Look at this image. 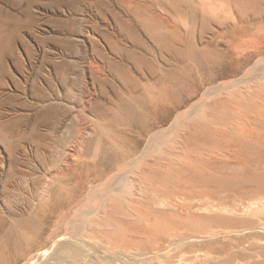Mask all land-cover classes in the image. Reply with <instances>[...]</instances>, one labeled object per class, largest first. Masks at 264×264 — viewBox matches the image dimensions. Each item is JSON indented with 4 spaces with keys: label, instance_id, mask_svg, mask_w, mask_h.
Here are the masks:
<instances>
[{
    "label": "rangeland",
    "instance_id": "rangeland-1",
    "mask_svg": "<svg viewBox=\"0 0 264 264\" xmlns=\"http://www.w3.org/2000/svg\"><path fill=\"white\" fill-rule=\"evenodd\" d=\"M263 49L264 0H0V264L25 225L47 249L67 235L69 207L61 225L39 220L61 198L86 207L88 174L120 153L159 189L148 211L161 238L132 264L264 262ZM155 101L189 113L150 150L136 131Z\"/></svg>",
    "mask_w": 264,
    "mask_h": 264
},
{
    "label": "bare ground",
    "instance_id": "bare-ground-1",
    "mask_svg": "<svg viewBox=\"0 0 264 264\" xmlns=\"http://www.w3.org/2000/svg\"><path fill=\"white\" fill-rule=\"evenodd\" d=\"M236 35H240V32L237 31ZM259 53L260 55H262L264 53V49ZM259 61L264 62V58H260ZM262 70H263L262 73L254 78L255 80L258 77L261 80L264 79V69ZM246 78H249V77H246ZM257 81H260V80L258 79ZM239 83H240L239 80H234L231 83L230 87L231 88L235 87ZM252 85L251 87L250 86L249 87L250 88L253 87V89H255L257 86V85L256 86H252ZM258 86L260 87V85ZM262 87H264V85H262ZM223 89L224 88L222 87V85L221 86L219 85L217 88H213L212 90L207 89L210 92H205L203 97H206V98L201 99L200 100L201 102L195 103L192 107H194L195 109L196 107H198L199 103H204V101L207 98L210 99L212 97L211 95L222 93ZM250 94L251 92L246 93L245 97L247 96L250 99L251 98ZM174 103H172L171 101H166V102L161 101V103L160 102L156 103L155 101L152 106L155 112V119L153 121H147L144 123L142 122L143 124L140 125L139 130L136 131V135L138 134L139 137H142L143 135L148 137L147 147L150 150L156 149V147H158L159 145L163 143L162 142L163 138H166L167 135L170 134V131H169L170 127L169 128L165 127V129H163L164 127L163 125L166 122H168V118H170L174 112H178L177 118L178 116H184L185 118V115H186L185 112H188V111L187 110L184 112L182 111L183 113L179 112L182 106L175 105ZM219 104L217 105L218 107H219ZM194 109H193L192 114H190L191 116L196 114V110L194 111ZM234 111H238V109L235 108ZM204 116L206 117V115ZM204 116L202 115V117ZM187 118L189 117H186V119ZM207 118L209 117L207 116ZM187 142H188V138H187ZM7 146L8 148H11L9 145ZM123 151L124 150L122 149V152ZM159 152L160 150L157 153L159 154ZM121 156H122V153H120L119 155H114L110 159L104 161L106 162V165L102 167L101 171H98L95 175L93 172L88 174V177L85 180V182L91 184L90 185L91 187L88 186L89 189L88 188L87 189L90 190L91 188L92 190L91 193L93 196L94 195L95 196L92 197L93 199L90 197L92 201L86 207L74 209L72 199L61 198L57 200L54 205H52L50 215H47L45 216L44 219L39 220L41 223L40 225L43 230H45V228L51 223L52 218L56 219L55 223L56 225H59L63 221L62 216L60 214L61 211L69 207V209L72 210L74 214L72 213L73 216L68 222L67 227L69 231L67 235H65L63 238L61 237L62 238L61 240L58 239L59 237L53 240L54 242H56V244L53 245L51 248L47 249L43 247L42 245L43 243H41L43 241L36 243L35 242L36 239H34V237L33 239L24 238L22 233L27 232L29 228L27 225H25L24 227H21L18 229V231H16L17 233L15 234V236L10 235L12 244H11V247L8 246V249H11L10 252L12 253H11L10 259L6 263L7 264H104V263L105 264H109V263L110 264H132L133 262L134 263L139 262L141 260L140 258L142 257V253H144V249H146L145 246H148V243L156 242L158 241L157 239L161 238V237L160 238L156 237V234L158 231L156 230V227L158 226L157 221H159V219L155 217H151L148 211L151 208L152 209L156 208L155 206L160 201L158 199V194H157L159 189L155 188L154 181L150 180V177L148 178L145 171H140L139 173L135 172L134 167L139 160L136 154L129 155V156L126 155L118 163L117 157H121ZM1 157L4 158V156H1ZM173 157H175V155ZM17 163H18L17 159H12V167L16 166ZM164 167L166 168L165 165ZM116 168H117V172L115 174L107 176V178L105 177V179H103L107 171L111 172L112 170ZM150 168L153 171V169L157 168V164L154 163V165H152ZM134 176H141L144 179L146 177L147 178L146 180H143V181H140V180L136 181ZM98 181H103V182L96 185V182ZM89 195L91 196L90 192H89ZM85 196H87L86 193H85ZM73 198L75 199V197ZM173 201H176V200L169 199V198L164 199V203L166 202L170 205H171V202ZM56 211H59L61 218L59 217L58 214L55 213ZM67 213L70 214V211H67ZM163 239H166V238H163ZM195 240H198V239H196V237L193 239L186 238V239L181 240V242L188 241L190 243V242H194ZM115 243H121L123 245V248L121 250H117L118 248L116 250L110 249L109 247L115 245ZM156 243H159V242H156ZM156 243H153V245ZM140 245L143 246L142 250H140V253L138 254L133 253L132 255L131 253L128 252V247L140 246ZM148 247L149 249L151 248L150 246ZM151 249L153 250L155 249V247ZM21 250L24 251L23 254L20 253ZM163 253L165 252L164 251L161 252V254ZM149 255L154 256L155 254H149ZM3 263L5 264V262ZM257 264H264V262H260Z\"/></svg>",
    "mask_w": 264,
    "mask_h": 264
}]
</instances>
